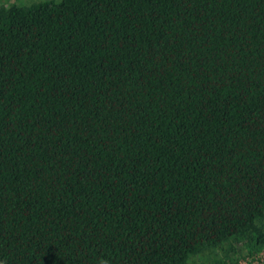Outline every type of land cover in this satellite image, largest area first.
<instances>
[{
    "label": "trees",
    "instance_id": "16d2710c",
    "mask_svg": "<svg viewBox=\"0 0 264 264\" xmlns=\"http://www.w3.org/2000/svg\"><path fill=\"white\" fill-rule=\"evenodd\" d=\"M264 0L0 4V264H264Z\"/></svg>",
    "mask_w": 264,
    "mask_h": 264
},
{
    "label": "rangeland",
    "instance_id": "374dc122",
    "mask_svg": "<svg viewBox=\"0 0 264 264\" xmlns=\"http://www.w3.org/2000/svg\"><path fill=\"white\" fill-rule=\"evenodd\" d=\"M40 0H0V4H11V3H16L20 5H27L32 2H38ZM239 264H245L244 262H240Z\"/></svg>",
    "mask_w": 264,
    "mask_h": 264
},
{
    "label": "built area",
    "instance_id": "2783aa9c",
    "mask_svg": "<svg viewBox=\"0 0 264 264\" xmlns=\"http://www.w3.org/2000/svg\"><path fill=\"white\" fill-rule=\"evenodd\" d=\"M256 258L259 259V260H260V259H264V250L260 251V252L256 255ZM240 262H244V263L246 264V261H240ZM240 262H239V263H240ZM239 263H238V264H239ZM254 263L256 264L257 262L254 261Z\"/></svg>",
    "mask_w": 264,
    "mask_h": 264
},
{
    "label": "clouds",
    "instance_id": "9594fccd",
    "mask_svg": "<svg viewBox=\"0 0 264 264\" xmlns=\"http://www.w3.org/2000/svg\"><path fill=\"white\" fill-rule=\"evenodd\" d=\"M101 264H107V262L106 261H103V262H101Z\"/></svg>",
    "mask_w": 264,
    "mask_h": 264
}]
</instances>
